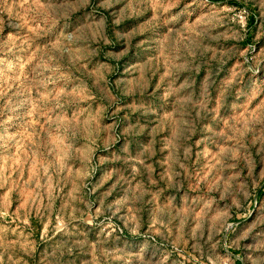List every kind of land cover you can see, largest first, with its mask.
Wrapping results in <instances>:
<instances>
[{"label": "rangeland", "instance_id": "rangeland-1", "mask_svg": "<svg viewBox=\"0 0 264 264\" xmlns=\"http://www.w3.org/2000/svg\"><path fill=\"white\" fill-rule=\"evenodd\" d=\"M0 264H264V0H0Z\"/></svg>", "mask_w": 264, "mask_h": 264}]
</instances>
